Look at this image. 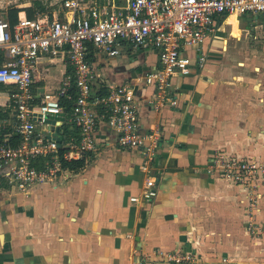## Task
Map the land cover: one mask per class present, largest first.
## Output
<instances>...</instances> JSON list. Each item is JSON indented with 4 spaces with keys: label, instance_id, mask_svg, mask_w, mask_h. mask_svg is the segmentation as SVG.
Returning a JSON list of instances; mask_svg holds the SVG:
<instances>
[{
    "label": "crops",
    "instance_id": "obj_1",
    "mask_svg": "<svg viewBox=\"0 0 264 264\" xmlns=\"http://www.w3.org/2000/svg\"><path fill=\"white\" fill-rule=\"evenodd\" d=\"M40 1L45 10L58 8ZM182 53L189 64L171 79L175 105L149 108L152 86L136 85L141 129L159 126L162 133L151 165L156 195L131 200L141 191L140 150L104 145L113 135L99 122L100 145L88 162L33 185L26 196H0V264H132L156 249L194 252L202 264H264V238L245 230L244 190L211 169L216 153L264 158V13L220 15ZM93 61L105 82L118 83L157 65L158 53L125 47ZM49 63L58 65V76ZM62 70L60 59L40 57L34 86L56 88ZM0 90V139L10 142L9 90ZM62 125L65 137L78 133ZM259 212L264 230V201Z\"/></svg>",
    "mask_w": 264,
    "mask_h": 264
},
{
    "label": "built area",
    "instance_id": "obj_2",
    "mask_svg": "<svg viewBox=\"0 0 264 264\" xmlns=\"http://www.w3.org/2000/svg\"><path fill=\"white\" fill-rule=\"evenodd\" d=\"M58 8L36 11L28 17L17 11L10 24L0 14V86L9 90L7 107L13 123L0 139V178L14 196H26L38 183L54 180L67 167L62 160L88 162L99 148L96 129L103 122L112 133L104 145L138 149L143 172L139 197L157 193L152 172L162 133L159 126L142 130L136 85L152 86L145 104L151 109L175 105L171 79L188 69L182 53L197 46L214 29L220 15L264 13V0H56ZM52 6V4L50 5ZM125 47L154 48L158 64L121 82H105L94 65L96 55L112 57ZM57 58L63 70L56 88L40 90L34 74L40 57ZM203 59L198 55L197 60ZM76 135L64 136L61 125ZM62 125V126H63ZM40 130H37V127ZM57 129L54 133V129ZM39 160L40 167L34 165ZM216 170L233 181H243L264 163L219 153L212 158ZM255 220L245 225L258 235ZM132 264H202L194 252L153 250Z\"/></svg>",
    "mask_w": 264,
    "mask_h": 264
},
{
    "label": "rangeland",
    "instance_id": "obj_3",
    "mask_svg": "<svg viewBox=\"0 0 264 264\" xmlns=\"http://www.w3.org/2000/svg\"><path fill=\"white\" fill-rule=\"evenodd\" d=\"M34 0H0V14H4L5 11H7L11 6L20 5V6H28L32 3ZM56 0H43L48 6L51 4L53 5ZM27 3V4H26ZM23 4V5H22ZM49 73L55 74L58 76L59 74V68L56 63L52 64L49 63ZM6 88H4V91ZM2 91V90H0ZM6 93H10L9 91H6ZM7 104V103H6ZM7 106V105H5ZM218 155V153H216ZM215 155V156H216ZM257 163H264V158H257L256 159ZM213 171H218L216 169L217 165L214 163L212 167ZM152 172L157 176V174L153 171ZM219 172V171H218ZM2 182L0 183V196H7L8 193L12 194L9 189H6V183L1 180ZM236 183H239L241 188L244 190L245 194V204L247 202V219L245 220L248 222L250 220H255L256 228H258V235L256 239H259V237L264 238V230L259 228V222L257 219H259V214H260V209H261V203L264 201V172L263 170L259 169L258 172L254 171L248 178L243 179V181H238ZM248 195H247V194ZM9 194V195H10ZM14 195V194H12ZM244 202V201H243ZM2 218L3 215L1 216ZM246 222V223H247ZM257 222V223H256ZM245 223V224H246ZM251 236V235H250Z\"/></svg>",
    "mask_w": 264,
    "mask_h": 264
},
{
    "label": "trees",
    "instance_id": "obj_4",
    "mask_svg": "<svg viewBox=\"0 0 264 264\" xmlns=\"http://www.w3.org/2000/svg\"><path fill=\"white\" fill-rule=\"evenodd\" d=\"M26 15L28 17H33L36 11H42L45 10V5L40 1V0H34L32 1V4L28 7L23 8ZM19 9L16 6H11V8H9L6 12L5 15L8 18L10 24H13L16 21V17H17V11ZM5 114L0 112V118L4 117ZM7 129V128H6ZM4 129V130H6ZM2 132L4 131H0V135L2 134ZM1 137V136H0ZM17 142V138L16 137H12L10 138V143L11 144H16ZM41 162L39 160H35L34 165L39 168ZM82 165V160H72V161H65L62 160V166L63 167H68V168H72L75 169L79 166Z\"/></svg>",
    "mask_w": 264,
    "mask_h": 264
}]
</instances>
